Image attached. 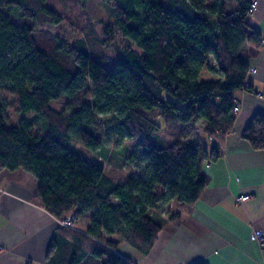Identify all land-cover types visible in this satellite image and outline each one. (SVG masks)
Segmentation results:
<instances>
[{
  "label": "trees",
  "instance_id": "16d2710c",
  "mask_svg": "<svg viewBox=\"0 0 264 264\" xmlns=\"http://www.w3.org/2000/svg\"><path fill=\"white\" fill-rule=\"evenodd\" d=\"M105 2L112 23L102 26L99 44L124 45L114 69L90 55L83 38L69 42L52 31L64 18L47 0H0V10L20 23L0 15V171L33 176L38 203L58 219L88 218L82 239L71 230L67 264H135L119 244L146 255L165 204L198 200L208 182L202 164L221 156L235 118L233 92L252 89L247 58L262 44L247 22L250 0ZM53 100L65 101L66 111L52 108ZM9 106L34 116L5 126ZM195 120L205 123L204 136L181 141ZM105 130L138 140L134 153L144 166L122 184L68 148L73 140L105 150ZM160 130L172 139L159 140ZM241 137L264 149V115L254 114ZM105 154L108 164L124 167V156Z\"/></svg>",
  "mask_w": 264,
  "mask_h": 264
},
{
  "label": "crops",
  "instance_id": "0c3cea01",
  "mask_svg": "<svg viewBox=\"0 0 264 264\" xmlns=\"http://www.w3.org/2000/svg\"><path fill=\"white\" fill-rule=\"evenodd\" d=\"M250 1L256 7L247 22L262 35L261 46L247 58L252 89L233 92L239 109L221 156L202 164L208 182L198 200L192 206L165 204V222L146 255L119 244L128 254L119 253L135 264H264V246L250 239L253 231L264 230V149H253L241 137L254 114L264 115V0ZM243 195L248 197L239 200ZM62 220L38 203L33 176L22 169L0 171V264H67L63 248L71 230L82 239L88 218L79 217L82 227L74 229Z\"/></svg>",
  "mask_w": 264,
  "mask_h": 264
},
{
  "label": "rangeland",
  "instance_id": "374dc122",
  "mask_svg": "<svg viewBox=\"0 0 264 264\" xmlns=\"http://www.w3.org/2000/svg\"><path fill=\"white\" fill-rule=\"evenodd\" d=\"M206 4H211L214 0H203ZM47 6L56 12L60 13L64 21L58 26L51 27L52 31L60 34L63 38L67 39L69 42L73 41L74 38H83L87 44L88 52L91 55L92 51H95L96 55L102 56L100 63L105 62V66L114 69V62L121 57L124 45L121 42L115 41L114 45L107 47H101L99 44V39L102 38V26L112 23V18L109 15L108 4L105 0H47ZM229 9V6L227 7ZM0 15L7 17L15 25H20V23L11 17L10 15L4 13L0 10ZM94 53H92L93 55ZM11 97V96H10ZM80 101H86L87 97L81 95L77 98ZM50 106L56 110L66 111V103L63 100H53L50 102ZM6 120L5 126H12L18 123V121L23 118H30L34 116V113L28 112L25 114H19L13 110L12 106L6 107ZM205 123L202 120H195L187 124L188 130L182 137L181 141H191L195 138H202L204 136ZM159 140H171L172 137L167 131L160 130L156 133ZM103 146L106 148L100 149L98 151H89L84 148L77 141H70L68 148L74 151L79 156L89 160L100 162L104 166L106 171V176L112 177L114 182L121 184L125 181L126 177L131 174L140 173L144 166V160L134 153V149L138 146L137 139H123L115 135L112 130H105L102 134ZM205 145L209 144L208 139H201ZM153 144L158 146L160 144L156 138H153ZM106 150L115 153L117 158L125 157L123 164L124 167L119 168L116 163L107 164ZM124 152L125 154H123ZM178 204V202H176ZM162 213H168L166 209H161ZM79 222V221H78ZM76 223L74 228L79 225ZM82 227V226H81ZM80 227V228H81ZM71 228V229H74ZM131 247V246H129ZM131 249H134L131 247ZM118 252L127 253L128 250L124 249L123 246L118 247Z\"/></svg>",
  "mask_w": 264,
  "mask_h": 264
},
{
  "label": "built area",
  "instance_id": "2783aa9c",
  "mask_svg": "<svg viewBox=\"0 0 264 264\" xmlns=\"http://www.w3.org/2000/svg\"><path fill=\"white\" fill-rule=\"evenodd\" d=\"M256 7V2L253 1L250 5L249 11L252 13ZM239 109V105L234 103L233 112H237ZM248 196L243 195L239 197V200H244ZM78 222V217L74 213H69L61 222V224L65 227L74 228L75 224ZM250 239L253 241L259 242L262 246H264V230H255L250 234Z\"/></svg>",
  "mask_w": 264,
  "mask_h": 264
}]
</instances>
